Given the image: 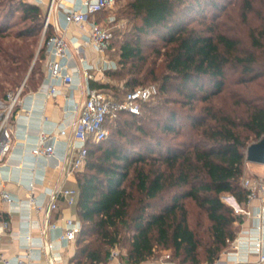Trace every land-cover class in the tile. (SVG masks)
<instances>
[{"label":"trees","instance_id":"trees-1","mask_svg":"<svg viewBox=\"0 0 264 264\" xmlns=\"http://www.w3.org/2000/svg\"><path fill=\"white\" fill-rule=\"evenodd\" d=\"M8 1L0 31L13 11H21L30 25L18 36L32 39L12 59L17 66L0 72L15 86L9 91L23 84V95L43 78L46 41L53 33L49 25L33 63L44 10L32 0ZM220 5L221 0H128L137 22L117 46L118 68L108 72L113 79L124 76L122 86L94 85L122 98L152 79L158 93L142 102L139 113L108 119L110 135L88 142L77 174L81 232L70 264H109L112 249L122 243L126 264L146 262L158 247L171 248L181 264H213L236 239L243 215L223 195L245 206L247 149L264 135V32L244 48L219 26L189 25L194 15ZM243 7L250 11L251 1ZM186 200L204 213L207 239L191 225Z\"/></svg>","mask_w":264,"mask_h":264},{"label":"crops","instance_id":"crops-1","mask_svg":"<svg viewBox=\"0 0 264 264\" xmlns=\"http://www.w3.org/2000/svg\"><path fill=\"white\" fill-rule=\"evenodd\" d=\"M34 1V0H32ZM48 0L41 4L46 11ZM60 8L53 14L63 19V10L71 6V0H57ZM100 13L95 16L99 21ZM52 33H64L65 38H78L81 51L78 54L73 44H70V55L67 58L69 68L78 67L81 71L76 73L74 80L70 83L60 78L49 77L46 65L48 50L45 49L43 60V78L36 89H28L19 104L16 105L11 121L12 147L7 156L0 162V228L2 221L7 220L8 226L3 231L0 243V264H18V259L30 252L31 264H51V255L41 250L39 244L42 240H53L57 245L54 255L58 264H70V259L75 253V241H61L58 238L64 231L66 218H75L78 221L76 205H68L63 198L58 199V208L54 209L48 222H56L57 228H45L47 218L44 210L32 209L29 198L34 196L35 200L47 206L50 202L49 192L59 186L78 190L77 174L83 170L68 171L67 161L72 156L68 147L71 142L72 124L77 117L81 104L86 98L87 88L96 87L94 84L109 83L122 86L108 74L109 71L118 68V55H114L116 49L112 48L106 54L115 68H103L102 54L89 43H83L82 39L88 36L87 27L79 25H67L64 31L50 25ZM93 65L91 70L92 79H87L84 67ZM70 71V69H69ZM49 83L56 85L59 93L53 97H46ZM97 88V87H96ZM111 94L110 92L106 91ZM113 95V94H112ZM66 126L67 134L60 135L59 129ZM109 129V128H108ZM50 132L55 137L50 143L55 145V153L52 156L34 155L31 150L36 145L40 132ZM9 191L14 197L13 202L7 203L2 200V191ZM245 209L251 213H257L264 209V201L256 199L250 204H245ZM264 213V211H263ZM261 224L253 215H243V221L239 225L237 238H241L238 249L230 246L222 255L219 264H235L237 258L256 260L257 254L253 251V242L249 236L257 232ZM264 233V230H263ZM28 234L32 236V247L27 240ZM48 238V239H47Z\"/></svg>","mask_w":264,"mask_h":264},{"label":"built area","instance_id":"built-area-1","mask_svg":"<svg viewBox=\"0 0 264 264\" xmlns=\"http://www.w3.org/2000/svg\"><path fill=\"white\" fill-rule=\"evenodd\" d=\"M38 4H43L44 0H34ZM57 0H48L46 4L45 22L43 26V36L47 31L49 25L55 26L57 29L62 28L64 31L67 25L76 24L81 28L87 27L88 36L82 39L83 43H91L94 48L102 54L103 68H115L116 64L112 65L111 60L106 58L107 52L111 48L113 33L112 31L103 26L95 20V16L104 10L111 8L117 0H71V6L63 10V19L55 17L52 21L53 14L60 8L57 5ZM70 44H73L75 51L79 54L81 51V44L78 38L70 39L65 38L64 33L55 32L46 41V49L48 50V59L46 62L49 77L52 79L60 78L66 83L74 80L76 73H80L78 67H70L67 63V58L70 55ZM93 65L84 67V74L87 79L93 78L92 69ZM70 69V71H69ZM23 84L15 91H8L6 96H0V162L7 156L12 147V131L11 121L13 118L14 110L21 100ZM59 93L56 85L49 83L46 90V97L50 98ZM158 93V87L154 84L147 86H140L133 90L128 91L122 98L107 93L106 91L89 86L86 92V98L81 104L77 117L72 124L71 142L68 147L72 151V156L67 161L68 171L72 172L82 168L87 160L88 155V142H99L109 135V129L106 125L108 119L116 118L121 112L139 113L141 111V104L144 101L152 98ZM60 135L67 134L66 126L59 129ZM55 136L50 132L42 131L38 136L36 145L32 148L31 152L34 155L52 156L55 153L54 143H50ZM243 186L247 189V199L245 204H250L252 201L259 199L264 201V177L253 179H243ZM79 195V190L73 188H66L63 186L56 187L49 192L50 202L47 206L39 204L34 196L29 198V205L35 210H44L47 218V225L45 228H57L56 222H48L51 212L58 208V199L63 198L70 206L75 205ZM2 200L11 203L14 200L12 194L7 191H2ZM228 199V196H227ZM235 207L237 213H244L253 215L261 224L257 227V232L246 240L253 242V251L257 254L256 260H247L237 258L235 264H264V209L259 210L257 213L245 209V206L232 205ZM8 226V221H2L0 228V243L3 231ZM81 232V222L75 218H66L64 231L58 238L61 241H75L78 234ZM48 239V238H47ZM27 240L32 247V236L28 234ZM241 238H237L231 243L233 248L238 249L240 246ZM41 250L50 253L51 264H58L54 255V250L57 245L53 240H42L39 244ZM31 254L28 251L24 257L18 259V264H31L29 260ZM109 264H126L120 259L119 252L113 251L111 253V260ZM163 264H181L173 262H165ZM213 264H219V260Z\"/></svg>","mask_w":264,"mask_h":264},{"label":"rangeland","instance_id":"rangeland-1","mask_svg":"<svg viewBox=\"0 0 264 264\" xmlns=\"http://www.w3.org/2000/svg\"><path fill=\"white\" fill-rule=\"evenodd\" d=\"M249 1H251L252 9L247 12L244 10L243 7L244 0H221L223 5H220V8L213 9L212 6H208L205 9V15H194V17L191 18L190 21H188L189 25L209 26L211 24H214L215 26H219L220 31L235 37L239 41L240 46L244 48H251L253 36L260 38V33L264 32V0ZM127 2L128 0H117L114 6L100 13L98 21L103 26L108 27L113 33V45L116 49L115 53H113L114 55H118L119 52L117 46L126 38L125 33L127 32L128 34L133 24L137 22V20L134 21L131 19L127 9ZM8 6V0H0V26L4 24L3 19L5 17V10L9 8ZM12 13H14V15H12ZM12 13V17L10 18L8 24L5 25V29L0 31V71L1 67L7 68L9 66H17L18 63H16V60L14 63H12V59H14L20 54L21 51H19V48L22 46V43L32 39H22L20 36H18L21 30H24L27 26L30 25V20L23 19L21 11H13ZM45 13L46 11L44 10V16ZM214 14H216V19L211 20V17ZM35 39L37 41V46H32L35 51V55L32 61L33 63L35 62L34 60L38 55L39 47L42 46L44 39L43 33H38ZM151 40L152 38L148 39V41ZM261 40L264 42V37H262ZM157 62V64L161 63L160 60H158ZM29 73L30 68L23 74L21 83L25 81ZM234 76H238V73L234 72ZM5 78L6 76L2 72H0V86H2V89H0V96H2L6 91L15 88L14 85L6 83L4 80ZM117 78L118 79H113V81L115 80L116 83L122 84L124 76ZM150 84L158 86V83L152 79H148L147 81H145L142 86H147ZM160 101L161 97L159 96L154 99V102L156 104H159ZM151 125L154 126L153 123H151ZM110 133L111 132L109 130V135ZM245 166V175L243 179L264 177V165L246 162ZM227 196L231 195L225 193L223 195V200L231 204V202L227 199ZM185 203L190 212L189 218L191 225H193L195 230L204 239H207L208 235L206 233V230L208 227V223L205 220L204 213L198 210V208L193 202L186 200ZM234 210L236 212L235 207ZM237 214L246 215L244 213ZM113 251L119 252L120 259L123 261L122 258L127 251V243H122L120 245L118 244L112 249V252ZM165 262L178 263L177 259L175 260L173 258V250L171 248L158 247L156 248L154 255L142 264H163ZM201 264L206 263L203 262Z\"/></svg>","mask_w":264,"mask_h":264},{"label":"water","instance_id":"water-1","mask_svg":"<svg viewBox=\"0 0 264 264\" xmlns=\"http://www.w3.org/2000/svg\"><path fill=\"white\" fill-rule=\"evenodd\" d=\"M246 161L264 165V135L261 139L249 145ZM228 200L232 205H237L233 196H228Z\"/></svg>","mask_w":264,"mask_h":264}]
</instances>
